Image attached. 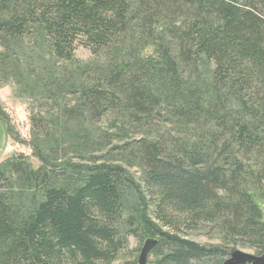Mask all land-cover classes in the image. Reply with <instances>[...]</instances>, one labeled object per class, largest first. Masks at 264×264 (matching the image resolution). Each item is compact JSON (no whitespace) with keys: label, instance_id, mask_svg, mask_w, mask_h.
Listing matches in <instances>:
<instances>
[{"label":"trees","instance_id":"trees-1","mask_svg":"<svg viewBox=\"0 0 264 264\" xmlns=\"http://www.w3.org/2000/svg\"><path fill=\"white\" fill-rule=\"evenodd\" d=\"M9 82L44 153L0 163V264H111L128 235L151 264L264 253V0H0Z\"/></svg>","mask_w":264,"mask_h":264},{"label":"rangeland","instance_id":"rangeland-1","mask_svg":"<svg viewBox=\"0 0 264 264\" xmlns=\"http://www.w3.org/2000/svg\"><path fill=\"white\" fill-rule=\"evenodd\" d=\"M37 54V53H35ZM75 58L80 63H86L91 59L90 51L79 45L75 50ZM204 75L209 77V69H203ZM26 98H23L16 91V87L13 83H5L0 85V110L3 117L11 125V127L19 135L20 143L11 139L6 131L4 122L0 119V128L3 130L0 133V163L8 158L11 154L22 152L26 156L27 162L33 166L37 167L42 163L43 153L40 149H32L30 146V125H29V104ZM39 111L38 108L34 109V113ZM42 113L43 110L40 109ZM74 161V160H73ZM85 164L86 162H81ZM129 174L133 177L136 182H140L141 172L133 167L128 168ZM264 194V191H263ZM255 200L263 206L264 196L261 194H256ZM218 234L215 232L213 234L205 233H195L189 237L193 240L205 244V245H216L220 243V239L217 237ZM144 244L143 238H135L134 236H127V243L125 247L120 251L117 258L111 264H138V259L140 256L141 248ZM239 248L248 253H255L254 248L250 247H240L239 245L233 248ZM152 257L146 255L145 263L151 264Z\"/></svg>","mask_w":264,"mask_h":264},{"label":"water","instance_id":"water-1","mask_svg":"<svg viewBox=\"0 0 264 264\" xmlns=\"http://www.w3.org/2000/svg\"><path fill=\"white\" fill-rule=\"evenodd\" d=\"M154 243L155 241L149 238L144 240V244L141 248L138 259V264H146V255H148ZM221 264H264V253L253 254L245 252L239 248H233Z\"/></svg>","mask_w":264,"mask_h":264},{"label":"crops","instance_id":"crops-1","mask_svg":"<svg viewBox=\"0 0 264 264\" xmlns=\"http://www.w3.org/2000/svg\"><path fill=\"white\" fill-rule=\"evenodd\" d=\"M1 131L3 132V130H1V128H0V133H1Z\"/></svg>","mask_w":264,"mask_h":264}]
</instances>
